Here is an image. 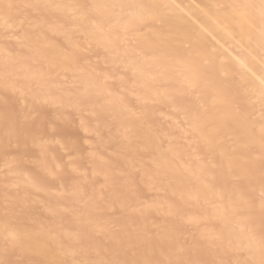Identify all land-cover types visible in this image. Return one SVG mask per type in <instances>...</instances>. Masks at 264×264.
Here are the masks:
<instances>
[{
    "label": "bare ground",
    "instance_id": "obj_1",
    "mask_svg": "<svg viewBox=\"0 0 264 264\" xmlns=\"http://www.w3.org/2000/svg\"><path fill=\"white\" fill-rule=\"evenodd\" d=\"M0 264H264V0H0Z\"/></svg>",
    "mask_w": 264,
    "mask_h": 264
}]
</instances>
